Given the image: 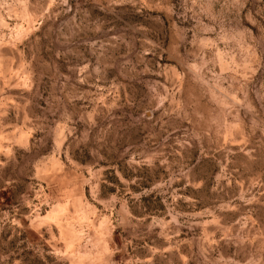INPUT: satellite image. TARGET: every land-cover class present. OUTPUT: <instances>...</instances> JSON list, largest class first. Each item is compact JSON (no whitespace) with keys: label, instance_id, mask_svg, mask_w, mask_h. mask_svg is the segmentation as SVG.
<instances>
[{"label":"rangeland","instance_id":"1","mask_svg":"<svg viewBox=\"0 0 264 264\" xmlns=\"http://www.w3.org/2000/svg\"><path fill=\"white\" fill-rule=\"evenodd\" d=\"M0 264H264V0H0Z\"/></svg>","mask_w":264,"mask_h":264}]
</instances>
